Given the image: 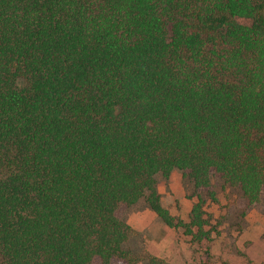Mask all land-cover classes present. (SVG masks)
<instances>
[{
  "label": "trees",
  "instance_id": "1",
  "mask_svg": "<svg viewBox=\"0 0 264 264\" xmlns=\"http://www.w3.org/2000/svg\"><path fill=\"white\" fill-rule=\"evenodd\" d=\"M248 20L242 25L238 20ZM264 191V0H0V264H169L119 213L156 176Z\"/></svg>",
  "mask_w": 264,
  "mask_h": 264
},
{
  "label": "rangeland",
  "instance_id": "2",
  "mask_svg": "<svg viewBox=\"0 0 264 264\" xmlns=\"http://www.w3.org/2000/svg\"><path fill=\"white\" fill-rule=\"evenodd\" d=\"M238 23L251 24L242 19ZM156 189L161 205L177 221L188 223L193 207L201 202L209 239L191 243L182 229L166 226L142 199L119 213L136 232L126 250L148 251L169 264H264V191L261 202L248 207L241 191L225 186L219 177L210 188L197 190L181 171L169 179L157 175Z\"/></svg>",
  "mask_w": 264,
  "mask_h": 264
}]
</instances>
